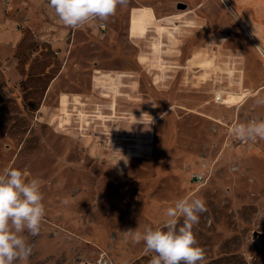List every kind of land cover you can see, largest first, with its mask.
I'll use <instances>...</instances> for the list:
<instances>
[{"label":"rangeland","instance_id":"obj_1","mask_svg":"<svg viewBox=\"0 0 264 264\" xmlns=\"http://www.w3.org/2000/svg\"><path fill=\"white\" fill-rule=\"evenodd\" d=\"M44 3L0 0V173L38 178L46 210L24 233L28 264H149L124 232L160 226L185 195L206 202L203 264H264V140L229 133L264 119V58L244 28L264 0H166L163 17L128 0L76 30L71 53ZM190 8L204 20L172 22Z\"/></svg>","mask_w":264,"mask_h":264},{"label":"clouds","instance_id":"obj_2","mask_svg":"<svg viewBox=\"0 0 264 264\" xmlns=\"http://www.w3.org/2000/svg\"><path fill=\"white\" fill-rule=\"evenodd\" d=\"M127 3L128 0H48L63 25L73 29L90 21L107 22L118 6L125 7ZM256 104L264 105V97H258ZM229 133L243 143L264 140V119L237 122ZM43 199L38 178L28 179L16 168H5L0 173V264H28L33 253L28 235L40 233L46 211ZM206 211L202 197L185 195L164 210L160 226L145 225L143 231L138 227L124 233L133 243L143 242L145 252L154 253L149 264H203L204 249L198 245L193 227Z\"/></svg>","mask_w":264,"mask_h":264},{"label":"crops","instance_id":"obj_3","mask_svg":"<svg viewBox=\"0 0 264 264\" xmlns=\"http://www.w3.org/2000/svg\"><path fill=\"white\" fill-rule=\"evenodd\" d=\"M143 1H144V3L142 5H145L146 8L151 9L155 15H158V16L160 15V17H163V15H166L167 11L164 8L165 7L164 6V2L166 0H143ZM183 1H185V0H183ZM178 4H183V3H177V5ZM44 5L49 6L48 0H45ZM177 5H176V7H177ZM168 9H169V11L171 10V5H169ZM252 9H253V12H251L249 15H247L245 17V19H244L245 20L244 28H245V30L247 32L248 39H249V41H246L245 45H247L250 48H252V50L255 53V55L260 58V53L264 55V8L261 7V6H254ZM204 11H205V9H203L201 12H196V11H193L192 8H190V11H188L186 14H181V15H179V14L175 15L174 14V15H172V19L171 20L175 24L177 19L180 18L181 21L182 22L184 21L183 23L186 24V23H188V21L190 19V21L193 24H197L198 25L202 20H204L202 18V14L204 13ZM188 13L189 14L191 13V14H194V15H192L187 20L186 16H187ZM52 20L54 22L52 30L55 31V32L52 33V42H53V44L60 45L61 43L64 42V44H66L65 48L67 49L68 52L70 51V53H71V48H72V45H73L71 35L73 33L75 34L76 30L85 29V30L90 31L91 35L93 34V32H95L90 27L89 28H84V26H87V25L89 26L90 24H93L94 21H90L89 23H87L83 27H80V28H77V29H73V28H70V27H67V26L63 25V23L56 16L54 9H53V13H52ZM148 20H150V19H148ZM184 24H182V25H184ZM182 25H180L178 27H182ZM101 26H103V25L99 26V34H102L101 31H103L105 29L104 28L103 30H101L100 29ZM127 34H128L129 41H130L131 45L133 46L134 43H135L134 39L130 38V34L128 33V31H127ZM163 34H165V31H164ZM65 42H68V43H65ZM163 42L167 43V39H163ZM166 43L164 44L165 47L167 46ZM258 49H261L262 51L261 50L259 51ZM234 51H236V52L240 53L241 55H243V57H240V61H239L240 63H238L239 65H237V67H239V66L242 67L243 65H249V67L251 69V65H250L251 61H249V57H247V55H246V50L244 49L241 52L240 50L235 49ZM69 54L64 57L63 65L65 64V62L67 60V57H69ZM254 62L260 63L257 59H254ZM242 68L244 69V67H242ZM235 72L237 73V70H235ZM236 84L239 85V82H237ZM246 90L250 91L251 90L250 86L247 87Z\"/></svg>","mask_w":264,"mask_h":264},{"label":"water","instance_id":"obj_4","mask_svg":"<svg viewBox=\"0 0 264 264\" xmlns=\"http://www.w3.org/2000/svg\"><path fill=\"white\" fill-rule=\"evenodd\" d=\"M177 9H179V10H185L186 9V6L183 5V4H178L177 5Z\"/></svg>","mask_w":264,"mask_h":264},{"label":"built area","instance_id":"obj_5","mask_svg":"<svg viewBox=\"0 0 264 264\" xmlns=\"http://www.w3.org/2000/svg\"><path fill=\"white\" fill-rule=\"evenodd\" d=\"M100 29L103 30L104 29V26H101Z\"/></svg>","mask_w":264,"mask_h":264},{"label":"bare ground","instance_id":"obj_6","mask_svg":"<svg viewBox=\"0 0 264 264\" xmlns=\"http://www.w3.org/2000/svg\"><path fill=\"white\" fill-rule=\"evenodd\" d=\"M261 49H259V51H260ZM262 51V50H261ZM262 56H263V58H264V55L263 54H261Z\"/></svg>","mask_w":264,"mask_h":264}]
</instances>
